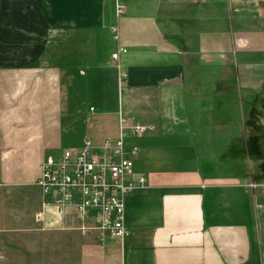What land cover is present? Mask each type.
Listing matches in <instances>:
<instances>
[{
	"label": "crops",
	"instance_id": "0c3cea01",
	"mask_svg": "<svg viewBox=\"0 0 264 264\" xmlns=\"http://www.w3.org/2000/svg\"><path fill=\"white\" fill-rule=\"evenodd\" d=\"M52 32L91 34L77 114L53 137L44 120L14 122L0 149L4 178L25 183L0 192L25 195L11 221L43 254L32 264H264V0H0V64L34 63ZM121 119L153 128L127 135L146 184L126 198L117 239L82 232L74 205L59 217L36 180L59 139L100 145Z\"/></svg>",
	"mask_w": 264,
	"mask_h": 264
},
{
	"label": "rangeland",
	"instance_id": "374dc122",
	"mask_svg": "<svg viewBox=\"0 0 264 264\" xmlns=\"http://www.w3.org/2000/svg\"><path fill=\"white\" fill-rule=\"evenodd\" d=\"M91 40L88 33H54L51 34L52 49L43 54L34 63L24 65L0 64V149L3 150L5 133L11 131L14 122L42 121L52 126V137L59 136V122L77 114L81 104L82 70L86 67L76 63L81 54V46ZM50 95V96H49ZM50 98L51 110L39 103ZM261 111L254 117L264 122V97L260 98ZM37 105L36 111L32 108ZM29 110V111H28ZM44 117V119H43ZM56 131V132H55ZM55 132V133H54ZM260 136L264 135V128H259ZM95 144V143H94ZM98 146V144H95ZM64 139L47 148V156H58L64 148ZM46 156V157H47ZM7 154L0 157V187L7 184H25L21 180L9 181L4 175L11 170V162L6 160ZM18 170L15 169V174ZM31 170L28 169L27 173ZM16 177V176H15ZM19 177V176H18ZM3 180V181H2ZM29 182H26V184ZM22 188V187H21ZM30 190V189H28ZM32 193V192H31ZM35 193V192H34ZM0 192V264H32L43 259L42 253H31L28 248V233L26 229L13 226L12 218L25 215L23 197L12 199L11 193ZM23 200L24 202H21ZM27 203V202H26ZM29 204V202H28ZM5 205V206H4Z\"/></svg>",
	"mask_w": 264,
	"mask_h": 264
},
{
	"label": "built area",
	"instance_id": "2783aa9c",
	"mask_svg": "<svg viewBox=\"0 0 264 264\" xmlns=\"http://www.w3.org/2000/svg\"><path fill=\"white\" fill-rule=\"evenodd\" d=\"M122 10L117 4V13ZM126 51L119 46L112 54L119 70L120 54ZM149 128L153 127L121 119L117 138H106L97 146L87 136L79 145L64 148L59 156H48L36 180L45 195L44 204H53L59 217L74 205L82 232L96 231L122 239L127 234L125 200L137 186L146 184L145 177H135V147L128 146L126 139L129 133L141 134ZM43 219L42 212L36 216L39 222Z\"/></svg>",
	"mask_w": 264,
	"mask_h": 264
},
{
	"label": "flooded vegetation",
	"instance_id": "af4514ba",
	"mask_svg": "<svg viewBox=\"0 0 264 264\" xmlns=\"http://www.w3.org/2000/svg\"><path fill=\"white\" fill-rule=\"evenodd\" d=\"M257 135V134H256ZM261 138H264V135L263 136H261Z\"/></svg>",
	"mask_w": 264,
	"mask_h": 264
}]
</instances>
